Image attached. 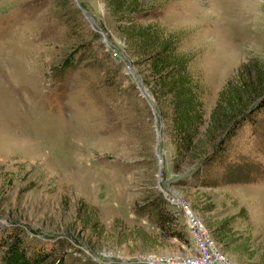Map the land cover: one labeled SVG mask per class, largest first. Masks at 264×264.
<instances>
[{"label": "rangeland", "instance_id": "1", "mask_svg": "<svg viewBox=\"0 0 264 264\" xmlns=\"http://www.w3.org/2000/svg\"><path fill=\"white\" fill-rule=\"evenodd\" d=\"M147 25L179 37L207 119L236 74L264 63V0H0V264L16 237L45 264L192 254L179 206L183 238L158 225L148 203L160 194L185 200L211 233L225 226L230 243H217L232 264H264V107L229 141L238 170L181 184L197 165L176 169L164 99L129 50Z\"/></svg>", "mask_w": 264, "mask_h": 264}, {"label": "trees", "instance_id": "2", "mask_svg": "<svg viewBox=\"0 0 264 264\" xmlns=\"http://www.w3.org/2000/svg\"><path fill=\"white\" fill-rule=\"evenodd\" d=\"M127 24L137 25L134 20ZM140 27L135 36L131 34L128 38L131 42L129 50L141 65V72L153 96L161 103L164 99V108L160 115L167 122V128L174 139L176 169L182 170L187 164L197 165L190 172L191 182H179L191 186L215 185L225 179L227 173L233 170L235 172L241 167L240 162L237 164V161H231L230 154L233 152L229 141L241 123L255 124L259 118V110L264 107V63L254 62L248 67L245 66V69L248 68L245 75L236 74V81L225 85L211 116L207 119L202 102V86L189 68V57L179 50V37L173 33L167 34L159 27ZM67 62L72 67L76 66V57H71ZM257 100L258 104L253 107ZM229 125L230 130H227ZM210 167L216 168L213 173L210 172ZM208 173L211 174L206 176ZM148 205L155 210L156 221L167 234L183 238L184 233L172 230L178 219L169 207L172 204L160 194L154 196ZM212 233L218 243L228 244L225 226L214 228ZM49 257L47 264L65 262L61 253ZM46 261L47 257L36 256V253L28 251L19 237L9 245L4 257V264H45Z\"/></svg>", "mask_w": 264, "mask_h": 264}, {"label": "built area", "instance_id": "3", "mask_svg": "<svg viewBox=\"0 0 264 264\" xmlns=\"http://www.w3.org/2000/svg\"><path fill=\"white\" fill-rule=\"evenodd\" d=\"M166 199L170 204H175L182 209L188 232L194 239L196 251L190 255L172 256L165 259L153 256L145 257L141 261L151 264H232L219 247L205 222L185 200L173 195H166Z\"/></svg>", "mask_w": 264, "mask_h": 264}, {"label": "water", "instance_id": "4", "mask_svg": "<svg viewBox=\"0 0 264 264\" xmlns=\"http://www.w3.org/2000/svg\"><path fill=\"white\" fill-rule=\"evenodd\" d=\"M93 22L95 23V19L93 20ZM147 95V94H145ZM158 137L161 138L162 137V134H161V130L158 132ZM160 140V139H158ZM160 142V141H159ZM160 145V144H159ZM158 145V146H159ZM159 149H160V146H159ZM159 151V150H158ZM160 160H161V168L163 167V163H164V158L162 156H160ZM162 172V170L160 171V173Z\"/></svg>", "mask_w": 264, "mask_h": 264}]
</instances>
